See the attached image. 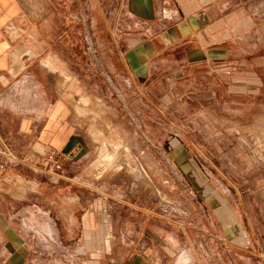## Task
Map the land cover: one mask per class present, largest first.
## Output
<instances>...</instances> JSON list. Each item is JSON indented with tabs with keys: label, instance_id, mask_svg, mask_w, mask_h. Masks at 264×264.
<instances>
[{
	"label": "crops",
	"instance_id": "obj_1",
	"mask_svg": "<svg viewBox=\"0 0 264 264\" xmlns=\"http://www.w3.org/2000/svg\"><path fill=\"white\" fill-rule=\"evenodd\" d=\"M204 7L205 0L192 6L190 0H0V264H65L63 251L92 253L82 260L75 255L70 264H183L173 259L172 217L160 216L165 227H158L154 206L138 200L137 180L134 189L120 191L116 173L95 176L96 147L81 115L86 108L78 113L65 100L62 78L69 73L55 64L65 65L77 83L88 77L85 87L102 94L101 105L106 93L114 101L107 119L118 124L126 104L116 103L117 92H124L127 73L141 79L159 71L162 60L154 66L153 60H169L192 41L191 28L207 20ZM82 30L101 47L99 68L91 52L72 51ZM58 238L69 243L66 250ZM46 252L50 259H33Z\"/></svg>",
	"mask_w": 264,
	"mask_h": 264
},
{
	"label": "rangeland",
	"instance_id": "obj_2",
	"mask_svg": "<svg viewBox=\"0 0 264 264\" xmlns=\"http://www.w3.org/2000/svg\"><path fill=\"white\" fill-rule=\"evenodd\" d=\"M204 8L207 20L191 28L192 41L171 51L169 60H153V66L162 60L159 71L141 79L127 73L126 85L120 83L124 92H117L116 103L126 104L118 124L107 119H113L114 101L106 93L101 105L102 94L85 87L88 77L77 83L65 65L55 66L69 73L62 78L65 100L77 105L78 113L86 108L81 115L96 147L95 176L116 173L112 179L121 181L120 191L137 180L138 200L142 207L154 206L158 227H165L160 216L172 217L168 227L178 240L174 261L264 264V0H205ZM159 12L164 14L162 8ZM82 31L72 51L86 56L88 33L99 68L101 47L90 30ZM50 48L47 53L55 49ZM62 52L69 54L64 47ZM58 239L66 250L69 243ZM50 255L33 259L42 262ZM75 255L82 260L92 253H60L65 264L74 263Z\"/></svg>",
	"mask_w": 264,
	"mask_h": 264
},
{
	"label": "built area",
	"instance_id": "obj_3",
	"mask_svg": "<svg viewBox=\"0 0 264 264\" xmlns=\"http://www.w3.org/2000/svg\"><path fill=\"white\" fill-rule=\"evenodd\" d=\"M85 41H86V44L89 46H87V49L89 50V52H90V49H91V36L88 34V33H86L85 35ZM89 36V37H88ZM47 158L49 159V160H51V161H53V160H55V158H56V154H55V152L54 151H49L48 153H47ZM1 168H3V164L2 163H0V169Z\"/></svg>",
	"mask_w": 264,
	"mask_h": 264
}]
</instances>
